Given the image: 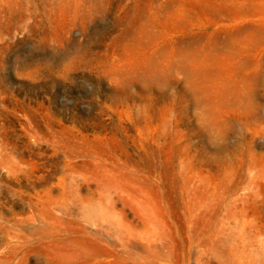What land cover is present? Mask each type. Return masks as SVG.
Returning <instances> with one entry per match:
<instances>
[{
	"label": "rangeland",
	"instance_id": "obj_1",
	"mask_svg": "<svg viewBox=\"0 0 264 264\" xmlns=\"http://www.w3.org/2000/svg\"><path fill=\"white\" fill-rule=\"evenodd\" d=\"M263 53L264 0H0V264H264Z\"/></svg>",
	"mask_w": 264,
	"mask_h": 264
},
{
	"label": "bare ground",
	"instance_id": "obj_2",
	"mask_svg": "<svg viewBox=\"0 0 264 264\" xmlns=\"http://www.w3.org/2000/svg\"><path fill=\"white\" fill-rule=\"evenodd\" d=\"M233 27V26H231ZM228 28V26L226 27ZM238 31L241 32H255V30H257V28L255 26H251V25H240V27L237 28ZM264 61V53L260 55V60ZM259 59L255 58L253 60H250L248 62V65L250 64H257V62L259 61ZM264 63V62H263ZM215 66L216 68H218V71H216V73L213 75L211 73V68L210 67ZM242 67L241 64L237 63L234 64L232 61H228V60H223V61H216V60H205V59H198L195 57H190L188 59L185 60V63L183 64V67L181 68V70L185 71V70H189L190 75H188L189 79L193 80L196 79V77H201L205 83V85L203 86L202 90L203 93L205 94V96L207 98H209V96H211V94H209V92H211V89L213 90L214 88V81L213 78H218L219 81H222V83H220V92L219 94H221L219 97L215 98L216 102H213L210 104L209 106V112H203L202 114L203 116V121L205 122V124L208 127H213V122H214V115L219 114L218 108L222 105H229V102L227 101V97L230 95V90L227 89L228 83L226 82V79L229 78L232 74H239L242 71ZM210 68V69H209ZM256 67H254L255 69ZM258 72H256V74H251L252 78L251 81H254L255 79L258 78ZM215 79V80H216ZM243 82V81H242ZM249 82V81H248ZM256 84V83H255ZM216 87V86H215ZM248 87V91L247 93H245L242 90V87H240V89H234V93L235 95H238L239 98L245 97V99L250 100L251 95H252V87L251 84H249ZM242 104V102H240ZM240 104V105H241ZM231 105V104H230ZM244 105V104H242ZM214 128V127H213Z\"/></svg>",
	"mask_w": 264,
	"mask_h": 264
}]
</instances>
